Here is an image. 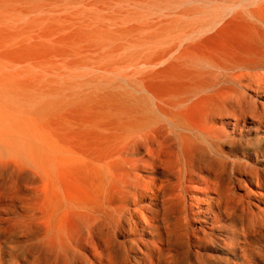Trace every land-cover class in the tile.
Masks as SVG:
<instances>
[{"label":"bare ground","instance_id":"1","mask_svg":"<svg viewBox=\"0 0 264 264\" xmlns=\"http://www.w3.org/2000/svg\"><path fill=\"white\" fill-rule=\"evenodd\" d=\"M4 155L50 174L94 155L110 201L169 183L263 218L264 0H0Z\"/></svg>","mask_w":264,"mask_h":264},{"label":"rangeland","instance_id":"2","mask_svg":"<svg viewBox=\"0 0 264 264\" xmlns=\"http://www.w3.org/2000/svg\"><path fill=\"white\" fill-rule=\"evenodd\" d=\"M76 160L50 174L37 160L0 156V264H264V217L251 221L239 205L225 218L218 205L170 200L169 183L138 201H110L84 169L94 155ZM83 214L88 223H78Z\"/></svg>","mask_w":264,"mask_h":264}]
</instances>
